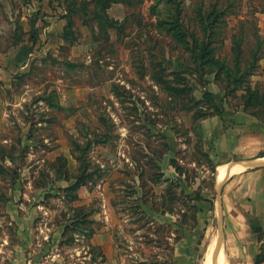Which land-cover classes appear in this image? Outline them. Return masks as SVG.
Listing matches in <instances>:
<instances>
[{"label":"rangeland","instance_id":"1","mask_svg":"<svg viewBox=\"0 0 264 264\" xmlns=\"http://www.w3.org/2000/svg\"><path fill=\"white\" fill-rule=\"evenodd\" d=\"M29 46L35 56L2 88L14 105L0 106V242L26 224L23 196L40 194L41 222L67 224L66 248L87 245L76 236L102 225L92 215L104 194L133 240H149L158 219L165 240L167 216L182 209L185 222L208 225L204 264L226 224L212 180L221 162L198 124L246 102L264 113V0H0L1 54ZM236 256L224 246L215 264Z\"/></svg>","mask_w":264,"mask_h":264},{"label":"crops","instance_id":"2","mask_svg":"<svg viewBox=\"0 0 264 264\" xmlns=\"http://www.w3.org/2000/svg\"><path fill=\"white\" fill-rule=\"evenodd\" d=\"M9 53L11 52H6V55ZM33 56L31 47L26 55L24 48L20 47L10 56H4L0 52V106L3 102L7 108L14 105L9 98L3 96L2 88L7 91L11 87L8 83L19 70L28 65ZM260 64L261 78H264V60H260ZM4 115L8 117V113L4 112ZM197 132L206 142V151H210L211 158L221 162L219 167L242 166L224 184L220 183V214L224 216L226 224L224 246L227 251L228 247L236 250L238 258L230 260V264H256V248L262 242L258 240V235L264 233V166L247 165L254 160H264V113L256 115L246 110L243 103L237 108L226 107L221 114L203 117L199 121ZM212 180L217 191V183L220 182L218 173ZM81 198L80 195L77 198L79 205L85 202ZM23 199L20 217L26 224L15 223L11 237L9 233L3 237L0 242V264H198L201 256L199 239L208 226L185 222V210L182 209V213L177 214L182 219L176 218L174 212L167 216V224L163 226L166 229V235L163 236L165 240L159 241L157 237L160 231L159 219V223L152 222V228L146 230L150 235L149 240L140 242L136 240L137 236L133 240L131 236L125 235L126 230L120 220L117 225L115 213L103 194L102 212L92 215V219H102V225L81 230V235H77L76 240L87 234V245H70L72 248L68 249V236L64 232L67 224L49 226L39 219L48 212L42 202L44 198L40 194H33L31 198L23 196ZM27 201L32 204L27 205ZM197 203L205 209L207 223L210 219V203L203 199ZM15 212L13 206L9 211L13 220ZM153 212L155 216H160L159 212L150 210L152 218ZM13 220L10 221L12 225ZM134 233H141V230ZM147 250H150L148 253L153 252V255L148 254ZM67 251L70 255L64 254Z\"/></svg>","mask_w":264,"mask_h":264},{"label":"water","instance_id":"3","mask_svg":"<svg viewBox=\"0 0 264 264\" xmlns=\"http://www.w3.org/2000/svg\"><path fill=\"white\" fill-rule=\"evenodd\" d=\"M260 166H264V160H261V159L254 160V161H251L249 165H247V167H260ZM217 192L220 193V182L217 183ZM218 202L221 203V197L220 196L218 197ZM220 217H221V219H220V227H221L222 223H223V216L220 214ZM222 244H223L222 238H221V236H219L217 238L216 246H215L214 250L212 251V253L209 256H207V259L205 260L204 264H215L216 258L221 251Z\"/></svg>","mask_w":264,"mask_h":264},{"label":"bare ground","instance_id":"4","mask_svg":"<svg viewBox=\"0 0 264 264\" xmlns=\"http://www.w3.org/2000/svg\"><path fill=\"white\" fill-rule=\"evenodd\" d=\"M233 167V168H232ZM222 169V173H221V184H224L225 181H227V179L229 178V176H231L233 173L238 172L242 169V166L240 165H232V166H223V167H219ZM229 168H231L230 170H228ZM221 171V170H219ZM213 240V241H212ZM211 243L209 244V246L207 247V251L208 252V256L212 253V251L214 250L215 246H216V242L214 243V239H212ZM217 241V240H216ZM209 243V242H208ZM224 251V246H222L221 251ZM223 253V252H222ZM220 258V257H219Z\"/></svg>","mask_w":264,"mask_h":264},{"label":"trees","instance_id":"5","mask_svg":"<svg viewBox=\"0 0 264 264\" xmlns=\"http://www.w3.org/2000/svg\"><path fill=\"white\" fill-rule=\"evenodd\" d=\"M202 19H203V18H202ZM206 50H207L206 48H203V52H201L200 54H197V55H199L198 57H199V58L205 57ZM260 59H261V58H260ZM249 105H250L249 102L244 103V106H245L246 110H248V111H250V110L248 109ZM250 112L255 113L256 115H260V113H257L256 111H250ZM256 263H257V262H256Z\"/></svg>","mask_w":264,"mask_h":264}]
</instances>
